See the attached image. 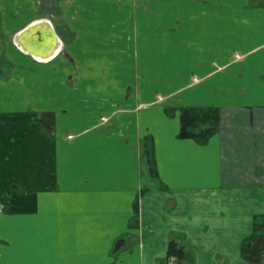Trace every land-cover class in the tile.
Listing matches in <instances>:
<instances>
[{
  "label": "crops",
  "instance_id": "0c3cea01",
  "mask_svg": "<svg viewBox=\"0 0 264 264\" xmlns=\"http://www.w3.org/2000/svg\"><path fill=\"white\" fill-rule=\"evenodd\" d=\"M184 1L158 69L73 83L44 4L0 0V264H165L170 240L181 264H264V0ZM186 106L218 108L205 141L179 136Z\"/></svg>",
  "mask_w": 264,
  "mask_h": 264
},
{
  "label": "rangeland",
  "instance_id": "374dc122",
  "mask_svg": "<svg viewBox=\"0 0 264 264\" xmlns=\"http://www.w3.org/2000/svg\"><path fill=\"white\" fill-rule=\"evenodd\" d=\"M182 1L184 0H40L45 6V14L50 15L58 23L60 33L67 39L71 38L69 40L72 46L69 55L73 56V51H75L71 58L72 64L76 68L82 67L81 70L78 69L72 73L73 83L78 82L80 76L82 78L86 74L85 71L87 75L94 72L96 63H98L97 68L102 69L103 75L110 71L114 73L113 68L122 70L129 66L130 72H134L136 81L140 78L144 63L149 67V56L150 66L153 69H158L163 61V56L160 55L158 48L160 39L167 33L172 35L176 33L177 28L174 26L176 19L190 18L191 16L192 11L190 12L189 8L187 12L175 10L177 4H181ZM206 1L212 2V0H188V3ZM217 1L222 0H214L215 3ZM180 4L179 6H181ZM185 13L188 14L184 16ZM190 29V27H185L184 33L189 34ZM97 37L107 40V42L113 41L111 46L114 47L113 51L115 52L111 50V46L105 51H101V46L97 43L85 42L80 45L88 50L89 47H93V51L100 50L104 53L103 58L93 52L87 58L80 59L79 40ZM126 40L130 41L125 42ZM182 44L190 45L184 41ZM127 45L132 49L127 51ZM95 56L100 60L104 59L102 67ZM122 64L126 65L122 68ZM113 75L111 74V76ZM118 76H120L119 79L116 75L113 78L107 77L113 79L114 85H117V82H121V78L125 77V74ZM74 77L77 78V81L74 80ZM191 80L194 82L197 81V78ZM100 82L99 80L97 86L93 85L89 88L99 87ZM172 95L156 92L154 97L156 102H161L172 98ZM186 107L179 108V116L181 109ZM168 109L174 110V107ZM117 110L114 113L100 112L96 118L98 126L99 124L103 126L109 124L111 118L118 114Z\"/></svg>",
  "mask_w": 264,
  "mask_h": 264
},
{
  "label": "trees",
  "instance_id": "16d2710c",
  "mask_svg": "<svg viewBox=\"0 0 264 264\" xmlns=\"http://www.w3.org/2000/svg\"><path fill=\"white\" fill-rule=\"evenodd\" d=\"M180 122V137L205 141L218 127L219 110L211 106L186 107L181 109ZM150 161L152 162L151 156ZM168 256H175L177 264H181V261L186 258L187 254L175 240H170L166 257Z\"/></svg>",
  "mask_w": 264,
  "mask_h": 264
},
{
  "label": "built area",
  "instance_id": "2783aa9c",
  "mask_svg": "<svg viewBox=\"0 0 264 264\" xmlns=\"http://www.w3.org/2000/svg\"><path fill=\"white\" fill-rule=\"evenodd\" d=\"M2 210V204H0V211ZM165 264H177V259L175 256H168L165 260Z\"/></svg>",
  "mask_w": 264,
  "mask_h": 264
}]
</instances>
